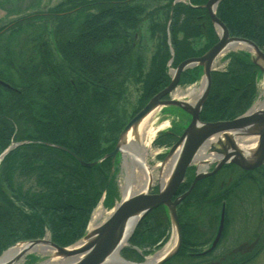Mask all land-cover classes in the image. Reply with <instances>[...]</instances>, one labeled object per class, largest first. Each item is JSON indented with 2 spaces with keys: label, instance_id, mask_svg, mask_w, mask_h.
<instances>
[{
  "label": "trees",
  "instance_id": "obj_1",
  "mask_svg": "<svg viewBox=\"0 0 264 264\" xmlns=\"http://www.w3.org/2000/svg\"><path fill=\"white\" fill-rule=\"evenodd\" d=\"M166 1L152 11L149 4L128 0H66L50 12L22 16L0 28V154L12 142H29L11 150L0 165V255L18 241L43 238L47 231L54 243L69 246L84 235L104 191L106 205L112 204V160L83 167L76 157L95 162L110 153L127 121L169 84L170 45L175 52L172 65L177 66L203 55L218 41L206 10L196 7L208 0H190L194 7L176 4L170 24L173 0ZM236 9L240 14L234 15ZM158 13L165 17L163 25L154 22L160 19L154 17ZM217 15L231 36L250 39L264 50V0H222ZM144 20H149L152 37L162 32L148 62L146 48L136 49L143 46L138 37ZM48 34L52 44L45 39ZM196 37L206 40L197 50L190 42ZM230 70L213 74L219 88L211 91L203 120L233 118L255 96V66L236 57ZM199 74L198 68L188 70L181 82L192 83ZM227 77L230 87L223 91ZM128 81L140 84L142 91L138 108L129 116L119 106ZM171 140L167 134L158 143ZM168 227L161 207L139 224L131 244L152 246L166 238ZM182 230L180 251L164 264H242L187 254L189 237Z\"/></svg>",
  "mask_w": 264,
  "mask_h": 264
},
{
  "label": "water",
  "instance_id": "obj_2",
  "mask_svg": "<svg viewBox=\"0 0 264 264\" xmlns=\"http://www.w3.org/2000/svg\"><path fill=\"white\" fill-rule=\"evenodd\" d=\"M221 1L222 0H209L204 6L218 32L219 41L201 57L186 59L173 69L171 81L168 86L154 95L128 122L119 136V141L115 149L111 153L93 163L84 162L74 155L79 164L83 167H92L103 159L110 157L114 162L117 154L123 153L122 148L127 133L137 131L140 127V123L150 117L155 111L167 109L177 118L181 117L182 114L187 117L189 116L190 120L188 118L189 121L178 136V140L168 151L167 157L170 159V163L173 160L174 164L158 193H150V184L146 189L140 192L123 197L121 202L115 206L112 214L103 223L91 231H88L78 242L70 247H61L45 239L22 241L2 253L0 256V264H13L10 263L11 261H3L2 258L6 252L18 245L24 246V250L20 251L15 257V264L29 254L27 251L40 245H48L53 248L54 256L60 258V260L65 259V261L68 262L66 264H104L109 259L110 254L116 250L120 252L121 249L128 244L136 227L152 210L156 209L158 206H163L166 209L170 222L171 238L176 235L175 245L162 257H153L150 260L140 263L162 264L169 260L178 251L181 245L182 235L177 215V205L190 193L197 180L211 174L198 172L190 190L183 196L172 200L179 185L185 179L187 169L193 165L200 150L208 144L210 153H214L216 156L220 157L216 159L215 162L217 165L212 173L228 163L235 164L246 170L256 169L262 164L264 161V108L253 110L252 106L241 116L228 121L202 122L200 120L201 110L210 92L212 66L216 59L225 51L235 47L245 48L251 53V62L264 74V52H262L254 42L248 39L230 36L226 25L217 17L216 8ZM172 56L170 62L172 61ZM194 67H198L202 72V93L197 100L191 103L187 99H166V97L170 96L178 86L181 75L186 70ZM244 139H247V141L255 140V144L249 155H246V153L243 154V151L240 149V145H243ZM252 141L250 142L252 143ZM27 143L29 142L11 144L0 155V162L13 148ZM47 145L57 147L53 144ZM57 148L66 150L59 146ZM168 158L167 160H169ZM114 171L115 168L113 165L108 179L109 183L113 179ZM221 232L222 222L217 237L212 244V248L218 242ZM122 239L125 240V243H123L124 240L122 241ZM120 258L124 264H135L122 257Z\"/></svg>",
  "mask_w": 264,
  "mask_h": 264
},
{
  "label": "rangeland",
  "instance_id": "obj_3",
  "mask_svg": "<svg viewBox=\"0 0 264 264\" xmlns=\"http://www.w3.org/2000/svg\"><path fill=\"white\" fill-rule=\"evenodd\" d=\"M64 1H66V0H0V28H2L5 25L12 24L13 22H15L18 18H20L22 16H26V15L33 14V13H40V12L43 13V12H47V11L50 12V10L53 7L58 6L59 4L63 3ZM120 1L122 2V1H127V0H120ZM166 3H167L166 0H145L144 1V5L149 4L148 10H152V11H154L155 9H157L159 7L164 6ZM238 14H240V12H239V10L236 9L234 12V15H238ZM161 15H163V14H161ZM161 15H159V13H158L154 17L160 18ZM164 19H165V17L157 19L154 22L156 24H162V23H164ZM148 23H149V20H144L141 23V27L139 28V37H138V39L140 41L142 38H144L143 33L145 35L144 39L146 41V44H143L142 47H144V45H145V48H146L145 49V55L143 54L146 62H148L150 60L151 56L153 55L154 50L157 48L158 44L161 42L160 40L162 37V32H157V33H155L154 37H152L148 31V27H149ZM247 23L248 22L244 23V25H246L247 27H250ZM49 33H50V31H49ZM179 37L180 38L182 37L181 34H179ZM45 39L50 44H52L51 36L49 34H48V36L45 35ZM190 42H191V45L193 46V48L195 50H197L206 43V40L203 37H196V38H192L190 40ZM241 50H246V49L241 48V47H235V48L229 49L227 51L228 52L227 54L238 52V53H241V55H243ZM238 53H236V54H238ZM224 54L218 58V60L216 61V65L214 67V69H216L218 71L221 70L222 72H224V70L226 69V66L228 64L227 59L226 60L224 59V56H225ZM147 67H148V63L145 66V70L147 69ZM176 67L177 66H174V69ZM233 67H236V66L234 65ZM229 72L231 73V70ZM172 73H173V69L171 68L168 71V75L170 76V75H172ZM214 74L218 75L219 73L214 71ZM221 75H223V74H221ZM218 79H219V82H221L222 78L219 77ZM170 80H171V76H170ZM229 80H231V79L228 77H227V79H225V82L223 83V87H222L223 91L230 87V84L228 82ZM216 81H217V79H215L214 81L213 80L211 81L210 93H211V91L218 90L219 87L217 88L214 86ZM263 81H264V74L261 73L260 75H258L257 80H256V85L259 86L257 98L255 99L254 102L250 103L248 108H246L243 112H239L230 120L241 116L246 111H248L254 104L262 103L264 101V93H263L264 84H263ZM140 87H141L140 84H133V83H131V81H128V83H126L127 94H126L125 100L119 106H120L121 110L126 112L127 116L131 115L138 108L137 107L138 106L137 101L140 99L141 94H142ZM201 90H202V79L200 78V80H198L197 82H195L193 84L189 83L186 85H178L176 90H174L172 92V97L176 98V99H187L189 102L194 103L197 100V98L199 97V93L201 92ZM188 92H193L194 94L192 96L196 95L194 101L191 100V96L184 97V95L187 94ZM209 96H208V98H209ZM208 98H207V101H208ZM228 99H229V97H228ZM228 99L226 98L225 101ZM262 108L263 107H259V108H256V110H259ZM202 113H203V108L201 110L200 115H202ZM162 115H163V112H161L160 110L155 111L152 115H150V117H148V119H146V122L142 126H140L141 129L139 132H136L137 134H134L135 137L131 138V136H130V139H128L126 142V146H128L132 141H134L133 143L136 146L138 145V146H140V148H141V146L142 147L144 146L145 149L147 150V152L145 153V162H146L148 170L151 173V178L153 180L152 183L154 185H156L157 188L159 187L157 190H159L163 184L167 168L170 166V159L167 157V155H165V158H157L158 152H157V149H155V147L153 145V138H154L153 135L155 133L154 132L151 133V131H153L154 128H157V126L160 124H163L164 127L162 130H164V131L170 130V128L172 126H177L178 131H179V130L183 129V127L186 125V123L190 120L189 116L187 117L184 114H182L181 117L176 118L175 121H173V119L167 114H164V117ZM188 118H189V120H188ZM165 119L166 120L168 119V121H164ZM217 120L220 121L221 119H217ZM125 126H124V128H125ZM124 128H122L121 132L123 131ZM121 132H120V134H121ZM119 136L117 137V143L119 141ZM139 138L141 139L140 144L138 141ZM151 138H152V141H151ZM201 151H203V150H201ZM208 152L210 154L209 149L207 150V153ZM123 153L126 155L127 154L126 150H123ZM123 153H120L119 157H118L119 160L117 159V162L120 161V164H119L120 165V169H119L120 171L118 174V178H119L118 184L120 183V185L122 186V187L119 186L120 198L123 197L122 192H123V186L125 185V182L127 181L128 178L130 179V176H128V173H127L128 172L127 164L132 162L131 158L133 155H136V151H134L133 149H131V151L129 150L130 155H128L127 157L124 156ZM211 154H212V156L213 155L216 156L214 153H211ZM167 158L169 160H167ZM159 164H160V166H159ZM193 165L194 166L193 167L191 166L190 168H195V170H196L198 167L197 166L198 162L195 161L193 163ZM209 165L211 168V167H214L215 165H217V163L214 162V163H211ZM207 170H209V169H207ZM211 171L212 170H210L209 172H211ZM233 181L234 180L231 181V184L233 183ZM226 183H229V182H226ZM247 185H248L247 183H244L243 188L246 187ZM179 187H180V185H179ZM179 187H178V189H179ZM178 189H177V191H178ZM157 190H154V192H152V193L156 194ZM177 191H176V193H177ZM188 191H186L185 193H187ZM176 193L173 196L172 200H175L176 198L183 196L185 194V193H183L181 195H176ZM190 193H191V191H190ZM188 195L185 198H183L180 202H183L184 200H186ZM237 195H238V197H240V193ZM237 201L240 202V199L236 200L233 203V206L230 208V210L228 211L227 216H226V223L228 224L229 231H230L229 237H227V240L231 244L236 239L238 241L240 239H244L246 237L245 235L248 234V231L251 228V225L248 223L246 231L243 233L244 218L242 217V212L240 211L241 209H240ZM161 207L163 208V206H158L156 209H154V211H158ZM108 212H111V211H108ZM152 212H150L148 214V216L150 214H152ZM60 217H61L60 219H62L64 216H60ZM263 223H264V219H263ZM170 238H171V236H170ZM168 243H169V241H168ZM222 249H223V247H222ZM214 256H217V259L215 260V261H217L219 258V255L216 253ZM211 257H212V255L210 256V258ZM59 262H60V258L55 257L52 252H49L46 254H41V253L28 254L18 264H27V263H29V264L30 263L31 264H59ZM250 264H264V254L258 260L252 261Z\"/></svg>",
  "mask_w": 264,
  "mask_h": 264
},
{
  "label": "flooded vegetation",
  "instance_id": "obj_4",
  "mask_svg": "<svg viewBox=\"0 0 264 264\" xmlns=\"http://www.w3.org/2000/svg\"><path fill=\"white\" fill-rule=\"evenodd\" d=\"M128 1H132L133 4H144L145 0ZM143 37L145 38L144 33ZM144 38L139 42L146 44ZM136 49L144 52L145 45L144 47L136 46ZM229 73V71L226 72V74ZM213 168L209 167L208 172ZM209 173L211 174L196 182L192 191L199 188L195 190L197 193L189 200V203L184 200L177 206L182 228L185 229V236L187 234L189 237L185 244V248L189 249L186 253L210 258L211 255L214 256L216 253L222 252V257L219 256L221 260H237L242 264L258 260L264 254V162L260 168L254 170H244L235 165H227L222 166L214 173L212 171ZM195 176V170L190 168L176 195L188 191ZM232 180L234 181L231 184ZM244 183L248 185L243 188ZM239 193L240 197L237 195ZM206 197L208 199L204 200ZM239 199L240 202H237L244 218L243 233L246 231L248 223L251 228L244 239L239 241L236 239L231 244L227 240L230 231L226 223V216L233 203ZM221 222L220 238L215 247L208 251L217 237ZM157 244L158 242L152 246ZM148 246L151 245L141 244L138 246L141 251H135L132 248L125 249L124 256L132 260H140Z\"/></svg>",
  "mask_w": 264,
  "mask_h": 264
},
{
  "label": "bare ground",
  "instance_id": "obj_5",
  "mask_svg": "<svg viewBox=\"0 0 264 264\" xmlns=\"http://www.w3.org/2000/svg\"><path fill=\"white\" fill-rule=\"evenodd\" d=\"M263 84H264V81H263ZM201 93H202V91L199 93V95ZM263 93H264V91H263ZM193 94H194L193 92H188L187 94L184 95V97L191 96V100L194 101L196 95L192 96ZM145 104H144V106H145ZM259 107H263L264 108V101L262 103L255 104L254 107H253V110H256V108H259ZM145 122H146V119L143 120L140 123V126H142ZM161 128H163V125H160L159 127L154 128V130L151 131V133H153V132L155 133L156 131L160 130ZM140 129H141V127H139L138 130L133 132V133L132 132L127 133V135L125 137L126 138L125 139V143H124V146L122 148L123 150H126L127 154L125 155L123 153L124 156H126V157L128 155H130L129 150L131 151V149H133L134 151H136V155H133L132 158H131L132 162L127 164V170H128L127 173H128V176H130V179L128 178L127 179V183L123 186V197H127L128 195H130V194L132 195V194L136 193L137 191L146 189L147 186H149L151 184V182H152L151 173L147 169L146 164H145V153L147 152L145 147L141 146V148H140V146H138V145L136 146L133 143L134 141H132L128 146H125L127 140L130 139V136H131V138L135 137L134 134H137L136 132H139ZM140 140L141 139L139 138V140H138L139 144H140ZM250 141H252V140L247 141V139H244L243 145H240V147H241L240 149L243 151V154L246 153V155H249V153H251V150L253 149V145L255 144L254 143L255 140H253L252 143ZM208 146H206V148L203 150V152H201V154L197 158V162L199 163V165H198L199 168H201L203 165H206L207 163H209L212 159L217 158L216 156H213L211 160L209 159L210 154H206ZM205 162H207V163H205ZM91 163H93V162H91ZM173 164H174V161L172 160L171 163H170V166L168 165L169 167H168V169L166 171L164 179L167 178L169 172L172 169ZM102 212L103 211H102L101 208H96L95 209V211L93 212V215H92V219H91L92 226L96 225L95 224L96 220L101 219ZM130 228H131V225H130ZM167 234H168V232L166 233V235ZM175 237H176V235H174L173 238L170 239V242L164 248L165 251L163 252V254L166 253L172 247H174L175 242H176V238ZM123 240L124 239H122V241ZM160 241L165 242L163 240H159L158 242H160ZM123 243H125V240H124ZM23 248H24V246L18 245L16 247L10 249L8 252L5 253V255L3 256L2 260L6 261V262H10L11 261L10 263L15 264V261H14L15 257L19 254L20 251L24 250ZM155 248H156L155 246H152V247L148 246L146 248V250H145L146 255H148V256L152 255L153 252H155ZM49 252L53 253V248H51L48 245H40L38 247H34L31 250L27 251V253H29V254L30 253L46 254V253H49ZM119 253L120 252H118V250L114 251L112 254H110L109 259L104 264H124V262L119 257ZM19 262H20V260L17 261V263H19ZM66 263H68V262L65 261V259L60 260V262H59V264H66Z\"/></svg>",
  "mask_w": 264,
  "mask_h": 264
}]
</instances>
